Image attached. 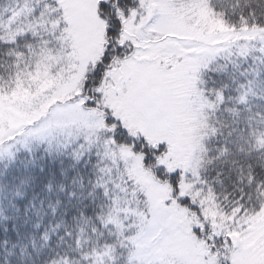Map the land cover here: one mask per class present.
Listing matches in <instances>:
<instances>
[{
  "label": "snow or ice",
  "instance_id": "snow-or-ice-1",
  "mask_svg": "<svg viewBox=\"0 0 264 264\" xmlns=\"http://www.w3.org/2000/svg\"><path fill=\"white\" fill-rule=\"evenodd\" d=\"M0 264H264V0H0Z\"/></svg>",
  "mask_w": 264,
  "mask_h": 264
}]
</instances>
